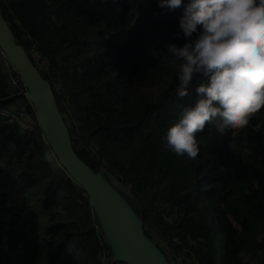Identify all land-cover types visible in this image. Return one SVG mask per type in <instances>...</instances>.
<instances>
[{
  "label": "trees",
  "instance_id": "obj_1",
  "mask_svg": "<svg viewBox=\"0 0 264 264\" xmlns=\"http://www.w3.org/2000/svg\"><path fill=\"white\" fill-rule=\"evenodd\" d=\"M0 9L51 83L74 149L128 186L148 237L191 264H264V0H0ZM13 76L0 50V107L34 121L28 131L0 116V264L111 260L88 195Z\"/></svg>",
  "mask_w": 264,
  "mask_h": 264
},
{
  "label": "water",
  "instance_id": "obj_2",
  "mask_svg": "<svg viewBox=\"0 0 264 264\" xmlns=\"http://www.w3.org/2000/svg\"><path fill=\"white\" fill-rule=\"evenodd\" d=\"M0 50L23 80L45 140L60 165L89 197L105 239L116 262L123 264H172L145 232L144 221L123 196L129 188L108 180L76 152L66 119L59 109L51 83L17 42L0 9Z\"/></svg>",
  "mask_w": 264,
  "mask_h": 264
},
{
  "label": "built area",
  "instance_id": "obj_3",
  "mask_svg": "<svg viewBox=\"0 0 264 264\" xmlns=\"http://www.w3.org/2000/svg\"><path fill=\"white\" fill-rule=\"evenodd\" d=\"M16 75L17 76H13V77H15V80H13L12 84L15 85L16 83H14V82L17 81V83H18L17 89H21V93H19V95L25 96L26 89L24 87L23 80L19 74L16 73ZM22 90H23V92H22ZM0 116L5 117L10 123L16 122L24 130H27V129L31 130L33 128L32 126H30V127L27 126V122L33 121V117H30L29 114L27 112H25L24 110H19L18 108L14 109V108L0 107ZM33 124H34V121H33ZM256 127H257V129L264 131V125L259 124ZM161 249L163 250V252L165 254H169L168 253L169 250L172 251L170 246L167 243H163L161 245ZM174 258H175V260L178 261L176 264H191V261L184 262L180 257L174 256ZM115 263L121 264V263L116 262V261H115Z\"/></svg>",
  "mask_w": 264,
  "mask_h": 264
},
{
  "label": "rangeland",
  "instance_id": "obj_4",
  "mask_svg": "<svg viewBox=\"0 0 264 264\" xmlns=\"http://www.w3.org/2000/svg\"><path fill=\"white\" fill-rule=\"evenodd\" d=\"M35 59H36V57H35ZM106 59L108 60V63H109V64H111V63L113 62V56H112V55H107ZM37 60H38V58H37ZM41 65H42V63H41ZM13 80H15V77H12V78H9V79H8V81H9L11 84L13 83ZM14 83H16V84H15L16 86H15L14 84H12V86L15 87V88H18V87H17V86H18L17 81L14 82ZM154 91H155V90H154ZM237 125H238V129H240V127L243 126L244 124L241 123V122H239ZM27 126H29V127H30V126L34 127L33 121L27 122ZM27 130L29 131V129H27ZM258 130H259V129H258ZM260 131H261V130H260ZM263 132H264V131H263ZM262 144H264V140L262 141ZM48 160H49L50 165H51L52 167L56 168V166H55V165H56V163H55V159H54V157L51 155V153H48ZM153 240H154V242H155L157 245H159V246L162 245V242L159 241V237H158V236H155ZM41 253H42L44 259H46V253H45V249H44L43 244H42V251H41ZM168 253H169L170 258L172 259V263H173V264H176L178 261L175 260L174 255L172 254V251L169 250ZM110 259H111V260H114L113 257H111ZM99 260L101 261L102 264H109L110 261H111V260H107L106 255H103V254H101V255L99 256ZM248 262H249L250 264H255V263H256V261H255L254 259H252V260L249 259ZM111 263H112V262H111ZM114 264H117V263H114ZM121 264H123V263H121Z\"/></svg>",
  "mask_w": 264,
  "mask_h": 264
}]
</instances>
